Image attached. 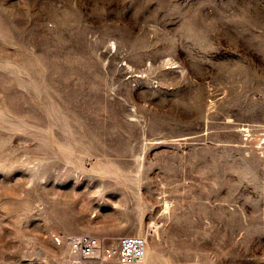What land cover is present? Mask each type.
I'll return each mask as SVG.
<instances>
[{
    "label": "rangeland",
    "instance_id": "374dc122",
    "mask_svg": "<svg viewBox=\"0 0 264 264\" xmlns=\"http://www.w3.org/2000/svg\"><path fill=\"white\" fill-rule=\"evenodd\" d=\"M264 264V0H0V264Z\"/></svg>",
    "mask_w": 264,
    "mask_h": 264
},
{
    "label": "built area",
    "instance_id": "2783aa9c",
    "mask_svg": "<svg viewBox=\"0 0 264 264\" xmlns=\"http://www.w3.org/2000/svg\"><path fill=\"white\" fill-rule=\"evenodd\" d=\"M67 243L82 258L100 256L115 264H142L146 240L140 236H122L111 242L89 235L69 237Z\"/></svg>",
    "mask_w": 264,
    "mask_h": 264
},
{
    "label": "bare ground",
    "instance_id": "6f19581e",
    "mask_svg": "<svg viewBox=\"0 0 264 264\" xmlns=\"http://www.w3.org/2000/svg\"><path fill=\"white\" fill-rule=\"evenodd\" d=\"M146 248H147V244H145V253H144V258H143L142 264H144L145 256L148 255V252H149V250Z\"/></svg>",
    "mask_w": 264,
    "mask_h": 264
}]
</instances>
